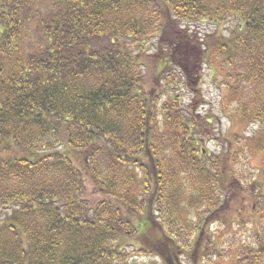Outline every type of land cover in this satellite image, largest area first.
Returning <instances> with one entry per match:
<instances>
[{
	"label": "trees",
	"instance_id": "trees-1",
	"mask_svg": "<svg viewBox=\"0 0 264 264\" xmlns=\"http://www.w3.org/2000/svg\"><path fill=\"white\" fill-rule=\"evenodd\" d=\"M204 70L258 125L238 151L182 101ZM256 151L264 0H0V264H264L253 220L204 228L234 188L264 209Z\"/></svg>",
	"mask_w": 264,
	"mask_h": 264
},
{
	"label": "rangeland",
	"instance_id": "rangeland-1",
	"mask_svg": "<svg viewBox=\"0 0 264 264\" xmlns=\"http://www.w3.org/2000/svg\"><path fill=\"white\" fill-rule=\"evenodd\" d=\"M25 37L24 46L25 49H29L35 40H37V37H35V34L28 28L25 32ZM208 73L207 70H204L199 79L190 83L185 89H181L180 93L182 94V101L187 102V100L193 99L191 103L194 106L195 112H200L201 114L208 115L212 118L213 124H215L213 133L214 137L212 141L206 144L207 151L218 153L225 148L238 151V146H241L242 144L238 141L239 139H234V134H237L238 137L248 138L247 142L251 143L253 141L252 138L259 131L258 125L247 123L238 116V112L235 110L236 102L231 103V101L236 99L237 95L235 96L229 91V89L215 82V77L211 75L210 78ZM239 98L241 100V96ZM243 101L249 102L247 99ZM227 102H229V104ZM243 155L244 152L240 153V161L243 160ZM72 158L76 160V157L72 156ZM243 164L244 163L240 164L238 162V165L235 167H243ZM79 165H81V161L79 162ZM247 167L251 170V174L246 178L241 177L244 185H246L248 181H257V185H263L264 156H262V153L257 151L255 154L249 153V158L246 161V169L248 170ZM260 191L264 194V187H262ZM241 195L243 194L239 192L236 193L235 188L233 192H230L229 200L222 215L217 218L216 221L212 222L211 225L208 222V225L204 226L207 234L216 232L226 233V231L229 230L224 229V227L230 228L232 227L231 224H233L234 227V222L245 227V229H242L241 231L245 232L248 231V227L252 224L248 223L250 220H253L255 229L258 227H264V209L258 211L256 210L257 208H253L256 210V212H254L250 207L253 200H256L254 196L251 198L246 194L244 198H241ZM99 196L98 191L89 186L88 197L97 199ZM238 209H240L241 212H239ZM229 225L231 226L229 227ZM225 236L227 237L228 235ZM226 260L223 261V264H229V261ZM150 261L160 264L158 258L154 256L142 255L138 258L139 264H145Z\"/></svg>",
	"mask_w": 264,
	"mask_h": 264
}]
</instances>
